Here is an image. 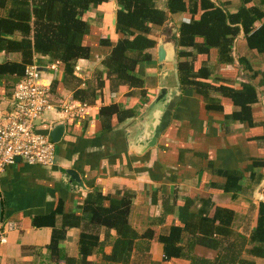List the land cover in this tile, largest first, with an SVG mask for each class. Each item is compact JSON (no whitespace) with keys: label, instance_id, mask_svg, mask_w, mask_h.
Here are the masks:
<instances>
[{"label":"crops","instance_id":"obj_1","mask_svg":"<svg viewBox=\"0 0 264 264\" xmlns=\"http://www.w3.org/2000/svg\"><path fill=\"white\" fill-rule=\"evenodd\" d=\"M256 3L264 10V0ZM233 7L236 6L230 9L234 12ZM117 9V2L108 0L101 8L85 14L84 19L91 25V34L85 42L91 46L92 56L78 61L74 77L65 78L60 63L41 66V83L49 88L51 99L56 103L75 100V92L83 91L88 96V108L73 121L66 120L59 110L50 111L39 123L38 131L52 141L56 127L65 128L61 139L53 141L57 147L53 167L21 161L0 173L3 202L0 264H81L80 228L63 230L61 214H56L50 225L37 226L34 222L54 213L60 204L63 213L81 215L88 194L95 192L130 196L132 227L140 235L153 231V237L137 240L132 264H191L185 257L165 260L159 237L168 234L172 226L184 227L190 213L203 208L201 200L209 201L204 210L210 218L218 208L229 212L230 233L210 236V240L219 244L217 248L197 244L193 256L209 264H217L220 256L235 261L230 264H264V258L249 252L255 245L251 243V235L257 228L260 204L264 203V166H255L256 161L264 162V86L260 85L264 56L251 51L241 34L234 54L245 58L253 71L261 74L252 77V71L238 61L219 65L215 55L206 65L215 86L257 87L259 100L252 108L249 122L236 120L234 115L240 108L220 93L212 92L205 99L196 90L183 88L178 50L176 61L168 64L158 61L157 47L151 50L153 60L136 71L144 82L142 88L117 86L102 66L111 47L99 43L109 40L114 45L118 41L114 24ZM181 16L189 18L186 14L173 17ZM155 32L158 35L159 30ZM161 37L159 34L158 44ZM20 59L19 54L0 53V63ZM203 61V57L198 59L196 69ZM178 87L180 100L169 126L157 144L147 148V128L164 102L157 105L158 96L163 88L170 93L178 92ZM14 89L0 84V116L13 110ZM207 104H220L223 109L208 110ZM111 105L131 113L128 117L123 114L101 117V109ZM68 171H75L84 187L73 181ZM234 174L240 176L237 184L230 180ZM98 232L105 245L104 252L109 255L117 234L114 230L106 233L104 228ZM54 233L58 246L51 250ZM188 238L190 235L185 234L184 242ZM90 259V264H107L101 253L95 252Z\"/></svg>","mask_w":264,"mask_h":264},{"label":"trees","instance_id":"obj_2","mask_svg":"<svg viewBox=\"0 0 264 264\" xmlns=\"http://www.w3.org/2000/svg\"><path fill=\"white\" fill-rule=\"evenodd\" d=\"M115 1L118 5L115 30L119 39L114 45L109 40L99 42L102 46L111 47V52L102 61L104 71L111 81L117 86H144L136 71L139 66L153 60L151 50L158 45L155 31L163 28L166 41L175 42L179 48L178 68L183 88L196 90L205 99L212 92L220 93L240 108L234 115L236 120L249 122L252 119V108L259 100L257 87L252 84H244L241 89L225 84L215 86L210 81L211 71L206 65L215 55L219 65H233L238 61L252 71V77L261 74L253 71L245 58H237L234 54L236 40L244 34L248 48L264 56V10L256 0H166L165 9L158 6V0ZM107 2L108 0H0V53L21 56L20 61L6 60L0 63V84H5L6 89L15 88L23 79L26 67L35 60L43 67L60 63L64 68V77H74L78 61L89 60L92 56V48L85 42V38L91 34V25L84 16ZM234 5L237 7L233 12L230 8ZM181 14H186L189 18L180 23L175 34L167 29L166 23L170 17ZM200 57L204 61L196 69V62ZM260 85L264 86V73ZM84 95L83 91L75 92V100L86 103L88 96ZM206 107L208 110L223 109L220 104H207ZM129 113L131 112L120 110L116 105L104 107L100 112L103 118H111L114 114L128 117ZM259 165L264 166V162L256 161L255 166ZM239 179L238 174L230 176L235 184ZM230 188L227 187L228 190ZM200 202L203 208L199 212L190 213L184 227L172 226L168 234L159 237L165 260L185 257L191 264H209L193 256L195 246L201 244L217 248L219 244L210 240V236L229 235V212L218 208L214 217L210 218L204 210L209 201ZM131 206L132 198L125 194L104 196L95 192L88 194L82 205L81 215L63 213L60 204L54 213L37 219L34 223L37 226L50 225L56 214H61L63 230L66 227L80 228L81 264H90V258L95 252L101 253L107 264H132L137 240L153 237L154 233L149 230L140 235L132 227L129 220ZM217 221L219 225H215ZM103 228L106 233L114 230L117 234L109 255L104 252L105 245L98 232ZM54 234L49 245L51 250L58 246L57 233ZM185 234L190 235L187 242H184ZM197 234L203 237L198 238ZM251 243L255 244L249 251L251 255L264 258V203L259 207L257 228L251 235ZM216 262L230 264L235 261L220 256Z\"/></svg>","mask_w":264,"mask_h":264},{"label":"built area","instance_id":"obj_3","mask_svg":"<svg viewBox=\"0 0 264 264\" xmlns=\"http://www.w3.org/2000/svg\"><path fill=\"white\" fill-rule=\"evenodd\" d=\"M87 108V103L73 99L56 103L49 88L41 83V66L36 60L28 65L14 89L13 110L0 116V173L15 165L18 158L29 165L53 167L57 147L48 135L38 131L39 123L47 112L55 110L73 121Z\"/></svg>","mask_w":264,"mask_h":264},{"label":"water","instance_id":"obj_4","mask_svg":"<svg viewBox=\"0 0 264 264\" xmlns=\"http://www.w3.org/2000/svg\"><path fill=\"white\" fill-rule=\"evenodd\" d=\"M117 15L114 19V24H116ZM157 55L158 61L163 64L174 63L176 61L177 56V47L174 43L165 42L164 40H160L157 46ZM177 67V66H176ZM180 88L178 87V92H170L167 93V89L163 88L161 91V95L158 96L156 102L157 105L164 101L162 105L155 113L154 118L151 121L150 126L147 128V139L148 146L147 148H152L157 144V140L160 135L167 129L172 119V112L180 100ZM64 126H57L56 129L52 132L51 136L54 142H58L61 139V136L64 132ZM21 159H17V163H20ZM67 175L75 181L81 187L83 186V182L81 181L79 175L75 171H68ZM3 221V202L2 195L0 190V232L2 228Z\"/></svg>","mask_w":264,"mask_h":264},{"label":"rangeland","instance_id":"obj_5","mask_svg":"<svg viewBox=\"0 0 264 264\" xmlns=\"http://www.w3.org/2000/svg\"><path fill=\"white\" fill-rule=\"evenodd\" d=\"M214 1H216V2H221L222 0H214ZM224 1V0H223ZM157 4H158V6L160 7V8H164L165 7V0H158L157 1ZM237 5V4H236ZM237 7V6H236ZM236 7H233L234 9L236 8ZM185 20V18L183 17V16H181V17H179V18H174V17H170L169 18V20H168V22L166 23V27H167V29H169L171 32H173V33H177V31H178V27H179V25H180V23L182 22V21H184ZM165 27V28H166ZM161 35L162 37V39H160V40H164L165 42H169V41H166V39H167V36L163 33V28L161 29V30H159V33H158V35ZM171 35V34H170ZM159 40V41H160ZM172 43H175V42H173V41H171ZM177 50L179 51V48L177 47ZM177 59V58H176Z\"/></svg>","mask_w":264,"mask_h":264}]
</instances>
